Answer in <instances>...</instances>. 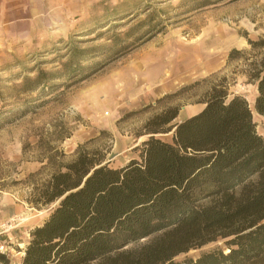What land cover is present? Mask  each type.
Returning a JSON list of instances; mask_svg holds the SVG:
<instances>
[{"label":"rangeland","instance_id":"1","mask_svg":"<svg viewBox=\"0 0 264 264\" xmlns=\"http://www.w3.org/2000/svg\"><path fill=\"white\" fill-rule=\"evenodd\" d=\"M260 41L264 0H0V264H20L48 215L26 202L34 186L79 150L114 169L137 159L150 118L176 107L183 122L221 80L264 138L247 77ZM216 249L223 241L176 260Z\"/></svg>","mask_w":264,"mask_h":264},{"label":"trees","instance_id":"2","mask_svg":"<svg viewBox=\"0 0 264 264\" xmlns=\"http://www.w3.org/2000/svg\"><path fill=\"white\" fill-rule=\"evenodd\" d=\"M247 66L264 118V56ZM200 103L178 124L176 107L150 118L138 158L124 166L79 150L34 186L27 204L50 210L29 231L20 264H264V138L223 80ZM170 133L169 142L156 137ZM217 241L226 252L176 260Z\"/></svg>","mask_w":264,"mask_h":264},{"label":"built area","instance_id":"3","mask_svg":"<svg viewBox=\"0 0 264 264\" xmlns=\"http://www.w3.org/2000/svg\"><path fill=\"white\" fill-rule=\"evenodd\" d=\"M4 250V246H0V252H2Z\"/></svg>","mask_w":264,"mask_h":264}]
</instances>
